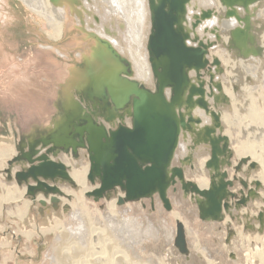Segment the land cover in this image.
<instances>
[{
  "label": "water",
  "instance_id": "1",
  "mask_svg": "<svg viewBox=\"0 0 264 264\" xmlns=\"http://www.w3.org/2000/svg\"><path fill=\"white\" fill-rule=\"evenodd\" d=\"M148 1L151 31L147 49L155 86L151 89L139 83L133 78L129 63L115 56L114 65L84 78L81 89L76 88L78 99L65 96L58 106V114L51 120L52 127L34 131L20 140L18 154L8 165L21 164L22 168L14 177L11 168L6 170L8 179L14 178L19 187L25 185L26 196L33 204L40 195L52 196V208L59 211L62 207L67 211L69 205H62L58 197L64 196L62 190L47 182L74 183L65 165L53 161L51 156L57 157L64 152L77 157L78 152L84 150L89 162L87 179L92 184L98 181V188L87 194L95 202L110 199L111 193L120 189L124 197H119V206L153 200L158 195L164 208L171 211L169 191L177 192L180 186L184 197L191 195L201 221L223 222L225 215L231 212V201L236 209L247 206L250 200L259 198L262 184L238 177L244 166L251 171L259 165L248 158L233 165L235 152L229 137L224 135L221 112L215 110L217 104H226L229 100L222 94L221 83L214 78L215 73L221 72V63L209 58V49L221 38L217 35L215 43H205L196 35L200 22L214 13L202 11L189 25L188 6L192 0ZM219 1L228 9L226 18L234 17L239 22V27L228 32L227 49L240 60L260 56L263 52L257 35L264 27L255 28L248 11L261 0ZM50 2L57 4V0ZM236 7H242L244 15L241 16L234 9ZM210 32L215 34L216 31ZM190 41H195L197 46H192ZM191 71L195 72V79ZM205 74L210 87L218 89V94L207 93ZM207 94L214 98L215 108L211 107ZM197 108L211 118L210 125H203L202 119L194 115ZM189 135L193 149L200 145L207 147V189H200L185 177L184 167L190 160L185 158L175 165L180 142ZM228 169H233L232 177ZM237 183L240 190L233 193L231 190ZM39 204L40 211L47 209L44 200ZM259 220H264L263 211ZM175 246L182 254L188 251L185 227L180 221L177 222Z\"/></svg>",
  "mask_w": 264,
  "mask_h": 264
},
{
  "label": "rangeland",
  "instance_id": "2",
  "mask_svg": "<svg viewBox=\"0 0 264 264\" xmlns=\"http://www.w3.org/2000/svg\"><path fill=\"white\" fill-rule=\"evenodd\" d=\"M100 2L101 0H91V9L95 11ZM89 15H91V12L86 9L83 15V21L86 25L85 29L87 27L86 22ZM44 21L45 20L42 19L41 16L37 13H33L20 0H0V264H59L56 259L58 256L56 249L59 247L64 248L66 244H64V241L61 239L63 230L58 229L56 223H65L64 221L68 217L67 213L71 211V203L74 202V198L71 195L64 194V196H58L62 205L68 203L67 205H69L70 210L64 211L61 207L57 213L51 211L52 209H50L49 206L51 203H47L46 205L49 209H45L41 212L39 201L36 200V204H33L31 199L26 195L23 200L17 203L9 204L1 202L2 196L6 194L3 187L4 183L9 187L12 185L20 189L25 187V185L22 186L23 188L19 187L14 178L9 180V176L6 173V170L11 168V175L14 177V173L21 170V168L15 170V167L21 164H13V166L8 165V162L18 154L17 145L20 140L23 137L31 135L34 131L48 129L49 122H51L59 112L58 106L62 101L63 90V81H61L62 77L60 74L61 71L64 70V63L62 61L79 66L86 74H90V68L88 66L86 67V60L84 59L81 63L77 62L74 58L75 52L70 53L71 58L65 60L54 52H51V54L47 53L43 45L48 44L63 48L76 40L79 42L82 41L85 47L83 49H86L85 52L91 53L95 42L87 38L84 33L78 29H73L68 32L66 36L67 39L65 38L59 42L52 41L45 34L43 28ZM100 30L104 31V29ZM101 39L100 41L106 45L107 40H104V38ZM117 56L120 58L119 55ZM121 59L128 63L127 59L122 57ZM54 60L59 61V67L53 64ZM218 60L221 61L219 58ZM221 66L222 69L219 74L226 76V70H231L232 65H230L228 69H226L223 63H221ZM223 81L224 79L220 82L222 87L224 85ZM251 88L253 89L252 96L249 95L244 99H237V101H234L235 103L228 97L229 100L227 104H229L230 108L228 112L231 113H228L229 126L225 128L224 135L230 137L227 131L231 130L230 133H234L236 140L239 139L241 143H246L249 140L250 142L253 141L255 142L254 144L261 146V150L259 147L258 150L264 152V127L262 125L257 126L258 124L256 121L249 118L250 112L254 108L259 112L257 117H259V114L264 115V81ZM236 90V92L240 94V90L238 91V88ZM249 120H252V122ZM231 148L234 152L236 151L234 147L231 146ZM14 152L15 154L13 156L12 153ZM4 154H10L12 157L8 160L6 157H2ZM79 154L80 151L78 152V155ZM71 156L73 158H78V156ZM238 161L235 152V158L233 160L234 165ZM86 163L88 166V160ZM258 165L259 168L251 170L252 173L260 177L258 181L262 184L261 189L258 191L260 195L258 199L252 200L251 202L249 201L247 206H241L239 209H236L233 204L234 201H231L233 208L231 212L233 213L230 212V214H226L223 222H215L216 224L213 228H209L210 226H207L206 222L201 221L199 218H196L197 221L189 227L194 229L197 236L190 242L192 246L191 250H193V254L197 257V263L264 264V220H259V214L262 211L264 214V180L262 178L264 176V168L259 163ZM227 171L229 176L232 177L233 169H228ZM242 174L243 175H241V173L238 174V177L247 181L244 177L246 173L243 171ZM87 181L89 187H97L98 181L94 184L88 179ZM50 182L48 181L47 183ZM51 183L59 187L58 182ZM73 183L74 185H72V188L78 191L79 186L75 182ZM232 189H234V191H232L233 193H237L240 190L239 183ZM121 194L123 195L124 193L121 192L120 189H117L111 193L110 199L104 198L98 203L86 194L85 200L88 202L86 207L91 213L84 216L88 239L86 238L83 241L85 245L88 243L89 248L87 253L91 251L89 255L99 250V248L96 249V246H94L98 241L95 240V238L92 240V234L90 232L91 230L95 231V228L102 227L98 224L97 214L94 215L95 210L102 212L108 202H111L113 199L117 200L118 195ZM48 198H52V196ZM186 198H188L189 201L188 206L192 207L191 195L189 194ZM25 201H31L28 216H26L25 212ZM146 201H149V199L133 203L127 202L123 205L128 207L140 205V211L137 210L139 211L138 214L136 211L134 212L135 214L133 213L130 215L134 228L131 227L128 229V238H124L120 232H114V235L110 236L104 235L106 240L104 241L105 243L109 244L112 241L113 245L117 246L116 249L113 250L114 254H112V256L114 255V259H120V262H118L119 264H193L192 259H184V257L189 256L178 252L175 242L173 244L174 247L169 245L165 235L161 236V232L158 233L159 235L157 234V237H153L152 235L143 236V230L136 229L144 227L142 226L143 218L149 217V215L153 216L155 221H159L162 217L160 221L162 222L163 220L169 227L176 226L177 219L171 216V213L176 211L174 205H172L171 211H167L162 203L156 204L154 200H150L149 202ZM146 204L148 206H146ZM120 208L121 206L118 205V209ZM158 209H161L162 216ZM232 210H236L237 213L235 214L236 211ZM16 213H18V216H15ZM45 228L54 230L43 235L41 229ZM231 232L234 234H231L229 237V233ZM29 233H33L31 239H27L24 236V234ZM67 236L68 242H70L72 246L78 242L80 243V240L75 234H69ZM149 237H152L154 240L152 238L151 240ZM228 237L230 239L229 243L227 242ZM92 245L96 250L90 249ZM169 250L170 252L171 250L173 252L177 251L178 254H174L175 252L170 253ZM223 250L225 251L224 253ZM65 251L67 252L68 250L64 248L63 252L66 253ZM221 254L224 255L222 256ZM107 261H109V259H107ZM104 263L107 264L106 261H104Z\"/></svg>",
  "mask_w": 264,
  "mask_h": 264
},
{
  "label": "bare ground",
  "instance_id": "3",
  "mask_svg": "<svg viewBox=\"0 0 264 264\" xmlns=\"http://www.w3.org/2000/svg\"><path fill=\"white\" fill-rule=\"evenodd\" d=\"M20 1L24 3L33 13H37L39 16L42 17V19L45 20L43 28L45 34L52 41L59 42L66 38L68 32L72 31L73 29H78L82 31L87 38H90L95 42L94 43L95 45L91 53L85 52L86 49H83L85 47L82 41H80L81 42L80 43L79 41L74 40L73 43L68 44L63 48H58L56 46H51L48 44L43 45L47 53L51 54V52H54L65 60L70 59L71 58L70 53L75 52L74 54L75 60L81 63L85 59L87 62L86 67L88 66L90 68L89 69L90 74H86V72L81 70L79 66L69 64V62L65 63V61H62L64 63L63 64L64 70H62L60 73L62 77L61 81H63L62 101L65 99V96L68 97L73 96L74 98L78 99L76 95V88L81 89V86H83L84 81L86 80L84 78L86 76L98 72V70L102 69L103 67H107L108 65H114L117 61L115 57L117 55H119L120 58L122 57L128 60V63L132 67L133 78L135 80H137L139 83L151 89L155 86V80L153 77L151 64L149 62V53L147 49V43L151 31V18H150V9H149L148 0H101L100 4L98 5V8L95 9L96 12L93 9H91V0H79L78 2H76L77 0L76 1L57 0V4L51 3L50 0H20ZM86 9H88L91 12V15H89V17L87 18V22H86L87 27L85 29L86 25L85 22L83 21V15L85 14ZM234 9H236L241 16L244 15L245 13V10L242 7H236ZM209 10H212L214 14L210 18H207L204 21L200 22V25L197 26L198 28L196 30V35L200 39H202V41L205 43H212V42L215 43L217 41L216 39L217 35H220L221 41H217L213 45V47L209 49V58L211 61H213L214 58L216 59L219 58L221 60L219 62L223 63L226 69H228V67L232 65L231 70H226L227 71L226 76L220 75L219 74L220 72L215 73L214 75L215 81L220 83L221 80L224 79L222 94L227 96V98L229 97L230 100H233V102L235 100L237 101V99H241V98L244 99L249 95L252 96L253 89L251 87L257 86V84L259 85V83H262L264 81L263 79L264 30L261 31L260 35L256 34L259 39L258 42L259 47L262 49L263 53H261L260 56H256V57L252 55L248 60L236 59L234 58L235 56L234 53L227 49L228 40H229L228 32L234 29L235 27H239V22L234 17L226 18V13L228 12V9L226 7H223L219 0H192L191 4H189L188 6L189 25H192L193 22H195L194 21L195 15L200 16L202 14V11L207 12ZM248 12L251 14V17H253V26L255 28L264 27V0H261L251 5ZM100 29H104V31H101ZM211 30H215L216 31L215 34L214 33L212 34L210 32ZM101 38L107 40L106 45H104V43L100 41ZM189 43L194 47L197 46L196 45L197 43L195 41H190ZM53 64L55 66H58L59 61L54 60ZM214 69L215 68H213V70ZM191 77L192 79L196 78L194 71H191ZM204 79L206 83L205 89L207 93L212 91L214 94H218L219 93L218 89H216L215 87L212 88L210 87L209 77L206 74L204 76ZM234 88L236 89L238 88V91L241 88V90L239 91L240 94H238V92H235ZM207 100L209 101L211 107L214 108L216 107L214 98L213 97L210 98L208 94H207ZM224 103L225 102L217 104V109L215 110L221 112V116H222L221 119L222 122L224 123V127L226 128L227 126H229L228 111L230 110V108H229V104L227 103L224 104ZM258 113L259 112H257V110L254 108L250 112L249 118L255 120L256 123L258 124L257 126L262 125L264 127V115L259 114V117H257ZM194 115L202 119L203 125L211 124V118L205 115L204 111H202L201 109L197 108L195 110ZM252 120L249 121L252 122ZM50 127H52L51 122H49L48 128ZM230 132L231 130L227 131V134L230 135L229 140L231 146L234 147L236 150L235 152L238 160L243 158H248L251 163L258 162L264 168V152L258 150V147L261 150L260 148L261 146L254 144L255 142L253 141L250 142V140L246 143H241L239 142V139L238 140L235 139L234 133L231 134ZM6 154L2 155V157H6V159L9 160V158H11L12 156L10 154L9 155ZM12 154L14 156L15 152ZM86 155L87 153L84 150H82L80 151L78 158H73L70 154L66 155L64 152L63 153L61 152L57 157L51 156V159L53 161L61 162L65 165L71 179H73V182H75L79 186L78 188L79 190L75 191L72 188V185L60 184V182L58 181L59 187L62 190V192L66 195L73 196L74 202L71 203L70 206L71 211L67 213L68 217L64 221L65 223H60V222L56 223L58 225V229L63 230L62 231L63 233H61L62 234L61 239L64 241V244H66L64 248L68 250L67 252L65 251L66 253H64L63 252L64 248L59 247L58 249H56L58 253L56 259L59 262V264H75V263L103 264L104 261H106L107 264H119L118 262H120V259L115 260L113 257L114 255L112 256V254H114L113 250L116 249L117 246H114L112 241L109 244L105 243L104 241L106 240L104 238L105 237L104 235L106 234V236H110V235H114V232H120L124 238H128V232H129L128 229L133 227L132 225L133 221L130 215H132L134 212L139 210L140 205L129 206V207L122 205L121 208L118 209V199L119 197H124V195L121 194L118 195L117 200L113 199L111 202H108L105 206V209L102 212H98V210H95V213L92 212L94 213V215L97 214L98 224H100L105 229L102 227L95 228V231L94 230L90 231L88 229L92 234V240L93 238H95V240L98 241V243L94 245L96 246L95 248L96 249L99 248V250H101V251L96 250L92 245L90 246L91 247L90 249H95L96 251L89 255V252L91 251L87 253L89 248L88 243L85 245V242L83 241L87 238V233H86L87 231L85 226L86 220L84 219V216L91 213L89 212V209H87L86 207L88 205V202L85 200L86 198L85 196L86 194L91 193L92 191L97 189L98 184L96 188L95 187L91 188L88 185L87 175L89 171V164L87 166ZM185 158L190 160L189 161L190 164L184 167L185 177L187 178V180L196 183L200 187V189H207L209 185V177L207 176V172L205 169V163L209 159L207 147H205L204 145H200L196 149H193L192 139L191 136L189 135L187 139L181 140L180 147L175 157L176 164L175 163L174 164L177 166V164ZM178 166H181V164ZM20 168H22L21 165H17V167H15V170H18ZM243 171L246 173L244 174L245 175L244 177L245 179H247V181H249V183L256 180L258 181V179H260L259 176L252 173L251 171L250 172L248 171V166H244ZM241 175L243 174L241 173ZM262 178L264 180V176ZM48 184L51 186H57V185H53L51 182ZM4 185L3 187L4 190L6 191L5 192L6 194L2 196L1 199L2 203L3 202L9 204L17 203L18 201L24 199L27 190L26 186L23 189H20L15 185H12L11 187H9L8 185L5 186ZM231 191H234V189H232ZM182 193L183 191L181 190L180 186H178L177 192L171 189L168 194L171 205H174L176 207V211L174 213H171V216L177 219L175 227H169L163 220L162 222L160 221L162 218L161 217L162 212L161 209H158V211L161 213V216L159 215L161 218L159 220L158 219L159 217L157 216L158 218L155 219H158L159 221H155L153 216L149 215V217L143 218L144 220L142 226L144 227L140 229L139 228L136 229L143 230L144 233L143 236L152 235L153 237H157L159 235L158 233L161 232L162 233L161 236L165 235L168 244L174 247L173 244L175 242V238L177 235V222L180 221L181 223L184 224L186 231L188 251L185 255L189 256V257H184V259L185 258L192 259L193 264H201V263H197L196 261L197 257L195 254H193V250H191L192 246L190 245V242H192L191 240L197 237L196 232L194 231L193 228H189L191 225L194 224V222L197 221L196 218H199L198 208L196 204L193 202H191L192 207H189L188 198L184 197ZM41 199L46 202V205L47 203H51V198L48 197L45 198L43 195H40L37 198V200L40 201ZM153 200L156 201V204L162 203L158 195H156L153 198ZM251 201L252 200H250V202ZM30 202L29 201L24 202L25 204L24 207L26 209L25 210L26 216H28V211L31 205ZM49 206L50 209H52L51 211L57 213V211H55L52 208L51 204H49ZM146 206L148 205L146 204ZM46 208L49 209L48 207ZM231 209L233 208L231 207ZM139 211H137V214ZM232 211H236V210H232ZM236 213L237 211L235 212V214ZM15 216H18V213H16ZM215 224L216 223H206L207 226H210L209 228L215 227L214 226ZM53 230L54 229L45 228V229H41V232H43V235H45L52 232ZM69 234H75L77 238L80 240V243L78 242L72 246V244L68 242L67 235ZM229 234L231 235L234 233L231 232ZM24 236L27 239H31L33 233L24 234ZM171 252L173 251L171 250ZM174 252H173L174 254H178L177 251ZM224 252L225 251L223 250V253ZM107 259H109V261H107ZM205 264L207 263L205 262Z\"/></svg>",
  "mask_w": 264,
  "mask_h": 264
}]
</instances>
